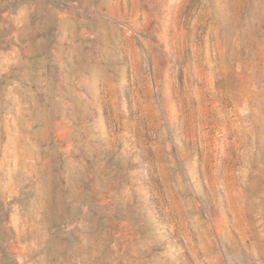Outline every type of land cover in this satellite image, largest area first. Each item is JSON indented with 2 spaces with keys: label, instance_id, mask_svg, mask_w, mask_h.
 Returning a JSON list of instances; mask_svg holds the SVG:
<instances>
[{
  "label": "rangeland",
  "instance_id": "rangeland-1",
  "mask_svg": "<svg viewBox=\"0 0 264 264\" xmlns=\"http://www.w3.org/2000/svg\"><path fill=\"white\" fill-rule=\"evenodd\" d=\"M0 264H264V0H0Z\"/></svg>",
  "mask_w": 264,
  "mask_h": 264
}]
</instances>
